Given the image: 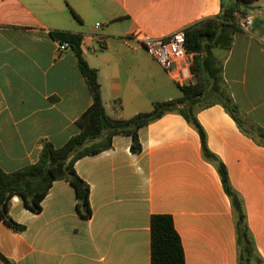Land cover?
Returning <instances> with one entry per match:
<instances>
[{
	"label": "crops",
	"instance_id": "obj_1",
	"mask_svg": "<svg viewBox=\"0 0 264 264\" xmlns=\"http://www.w3.org/2000/svg\"><path fill=\"white\" fill-rule=\"evenodd\" d=\"M234 2V0H223ZM220 0H0V169L13 173L37 162L41 142L62 147L79 130L92 97L71 50L58 52L50 32L83 36L106 114L126 120L155 103L180 98L179 84L137 40L167 38L220 12ZM264 0L252 5L248 31L230 50L213 51L243 133L219 104L196 112L209 151L225 165L247 226L264 261ZM98 24V26H96ZM175 64L172 73L178 72ZM194 71V67H192ZM195 72L183 85L193 84ZM261 135V136H260ZM142 151L117 135L109 150L80 159L91 218L76 211L73 187L55 181L33 214L18 197L0 220V254L13 264H151L150 218L171 216L185 264H237L235 222L215 167L197 132L176 113L139 131ZM0 264H4L0 259Z\"/></svg>",
	"mask_w": 264,
	"mask_h": 264
},
{
	"label": "trees",
	"instance_id": "obj_2",
	"mask_svg": "<svg viewBox=\"0 0 264 264\" xmlns=\"http://www.w3.org/2000/svg\"><path fill=\"white\" fill-rule=\"evenodd\" d=\"M220 1L218 15L183 31L185 49L194 54V83L179 86L182 93L180 98L155 103L150 112L139 113L126 120L112 119L106 114L97 71L87 64L82 54L83 36L79 33L57 30L49 33L55 42L65 45L73 52L78 70L91 94L92 104L75 122L79 132L62 147L55 148L49 142L42 141L35 164L13 173H5L0 169V220L5 225L16 232H23L25 227L15 223L9 216L11 199L18 197L25 209L33 214H39L42 210V201L57 180H64L73 187L77 213L85 220L90 219L92 212L89 205V187L76 174V162L109 150L113 138L117 135L129 136L131 152L139 154L142 151L139 141L140 129L167 113H176L181 115L199 135L202 156L215 167L223 191L230 201L235 222L237 264H264L247 226L241 197L231 186L225 165L207 148L205 132L196 119L198 110L219 104L243 133L252 135V130L243 127L238 110L225 91L222 68L213 51L230 50L234 35L242 31L241 19L254 9L252 5L259 0H234L230 3ZM261 10L264 13V6ZM150 257L151 264H185L181 240L171 216H151ZM0 259L4 264H13L1 254Z\"/></svg>",
	"mask_w": 264,
	"mask_h": 264
},
{
	"label": "built area",
	"instance_id": "obj_3",
	"mask_svg": "<svg viewBox=\"0 0 264 264\" xmlns=\"http://www.w3.org/2000/svg\"><path fill=\"white\" fill-rule=\"evenodd\" d=\"M253 24V17L247 15L241 19L240 28L248 31ZM98 26V24L96 25ZM137 40L146 49L153 60L166 72L170 73L179 85L192 76L193 53L185 49V36L178 31L167 38H148L141 34L136 35ZM68 50L65 45L58 44V52ZM175 64H180L178 72L172 73Z\"/></svg>",
	"mask_w": 264,
	"mask_h": 264
},
{
	"label": "water",
	"instance_id": "obj_4",
	"mask_svg": "<svg viewBox=\"0 0 264 264\" xmlns=\"http://www.w3.org/2000/svg\"><path fill=\"white\" fill-rule=\"evenodd\" d=\"M191 73H193V74H194V71H193V69L191 70Z\"/></svg>",
	"mask_w": 264,
	"mask_h": 264
}]
</instances>
